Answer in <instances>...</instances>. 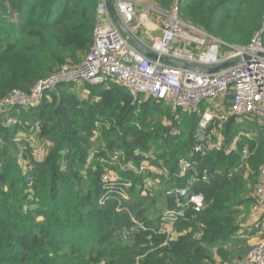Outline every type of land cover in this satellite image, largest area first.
Listing matches in <instances>:
<instances>
[{
	"label": "trees",
	"instance_id": "trees-1",
	"mask_svg": "<svg viewBox=\"0 0 264 264\" xmlns=\"http://www.w3.org/2000/svg\"><path fill=\"white\" fill-rule=\"evenodd\" d=\"M154 2H177L184 20L231 46L248 44L259 31L264 45V0ZM96 5L0 0V100L29 91L65 63L78 64L92 43ZM138 97L111 82L59 83L36 104L0 108V264H227L246 253L233 243L248 233L240 223L264 164V123L248 128L247 117H230L224 146L196 153L198 114L152 97L138 104ZM36 146L43 148L39 158ZM180 158L212 175L192 187L204 193L205 207L188 209L168 237L151 207L160 198L175 206L167 190L188 179L175 175ZM142 161L171 178L127 167ZM145 176L155 181L149 189Z\"/></svg>",
	"mask_w": 264,
	"mask_h": 264
},
{
	"label": "built area",
	"instance_id": "built-area-1",
	"mask_svg": "<svg viewBox=\"0 0 264 264\" xmlns=\"http://www.w3.org/2000/svg\"><path fill=\"white\" fill-rule=\"evenodd\" d=\"M109 1L129 35L124 34L113 20L107 6ZM95 12L92 43L82 60L78 64H64L39 79L29 91L13 90L0 100V108L36 104L46 91L59 83L111 82L125 87L134 97H152L163 102L172 111L181 109L198 114L193 151L201 154L224 146L222 129L230 117L264 119V45L260 31L252 36L248 44L231 46L184 20L177 2L164 9L150 0H97ZM147 14L159 18L162 32L160 37L148 44L136 34ZM134 41L156 57L146 56ZM176 42L182 46H175ZM243 55L248 59L212 73L168 61L173 59L191 66L210 68ZM201 104H204L203 109ZM237 140L238 137H235L227 149H235ZM34 154L39 158L43 148L36 146ZM241 154L243 162L247 163L250 154L247 145L243 146ZM127 167L137 173L150 171L167 180L171 178L168 171L151 166L146 161L140 162L136 168L130 164ZM178 168L176 177L182 179L187 176L188 179L185 185H174L167 190L173 195L175 206L162 213L159 231L168 237L174 236L173 222L188 209L198 212L205 207L204 193L192 191V187L197 182H207L212 175L206 168L197 169L194 161L185 158L178 160ZM109 174L108 177L113 178L114 174ZM142 183L145 189H149L152 179L145 176ZM263 214L264 164L259 169L252 202L242 226L263 225ZM227 264H264V235L251 244L241 258Z\"/></svg>",
	"mask_w": 264,
	"mask_h": 264
},
{
	"label": "rangeland",
	"instance_id": "rangeland-1",
	"mask_svg": "<svg viewBox=\"0 0 264 264\" xmlns=\"http://www.w3.org/2000/svg\"><path fill=\"white\" fill-rule=\"evenodd\" d=\"M155 4H157V3H155ZM157 5H159V4H157ZM159 6H161V5H159ZM162 8H164V9H166V8H168V7H163V6H161ZM206 31V30H205ZM209 34H211L212 36H214V37H216V38H219V39H222V40H224L223 38H222V36L219 34V33H217L216 31H207ZM232 43H235V42H232ZM232 43H230V44H232ZM65 64H69V63H65ZM77 90H78V92H81V94H83L84 96H85V94L87 93V91L85 90V89H83V88H81V87H79V86H77ZM139 99H138V104L141 102V101H143V99H145L146 97H144V96H139L138 97ZM201 108L203 109L204 108V104H201ZM17 112H18V110H17ZM244 120H247V124H248V128H250L251 126H252V124H253V126L254 125H257V124H261V123H264V119L263 118H258V117H252V116H247V118H245ZM238 121L239 122H242L243 121V119L241 120V119H238ZM244 133H246V131H243V130H241L240 131V134H243L244 135ZM250 133H252V132H250ZM20 136L21 137H23V134H20ZM238 139H239V137H238ZM258 174H259V172H258ZM110 175V174H109ZM114 176H115V178H117V174L116 173H114ZM114 176H113V178H114ZM257 177H258V175H257ZM152 179V178H151ZM161 180V179H160ZM153 182H155L154 180H152V184H153ZM159 184H160V182H159ZM164 187V186H163ZM162 187V188H163ZM253 189H254V184H251L250 186H249V196L251 197L252 196V194H253ZM124 195V194H123ZM125 196H126V194H125ZM249 206H250V204L248 205V208H247V210L245 211V213H244V217H246V215L248 214V210H249ZM151 210H156V212H155V215H158L159 213L160 214H162L165 210H167V205H166V203H165V201H164V198L162 199V198H160V199H158V201L151 207ZM244 221H245V219L244 220H242L241 221V225H243V223H244ZM248 234V235H247ZM254 234L253 233H249V231H248V233L246 232V234H244V235H241V234H237L236 235V239H234V243H233V245L234 244H239L240 245V247L241 248H244L245 249V251L248 249V247L251 245V244H253V242L254 241H256L257 239H259V236H253ZM242 236L244 237V238H242ZM237 257L235 256V257H233V259L232 260H230L229 262H231V261H233L234 259H236ZM229 262H227V263H229ZM216 264H220L219 262L218 263H216Z\"/></svg>",
	"mask_w": 264,
	"mask_h": 264
},
{
	"label": "crops",
	"instance_id": "crops-1",
	"mask_svg": "<svg viewBox=\"0 0 264 264\" xmlns=\"http://www.w3.org/2000/svg\"><path fill=\"white\" fill-rule=\"evenodd\" d=\"M144 1H149V0H144ZM150 1L155 3L154 0H150ZM136 34L140 40H142L147 44L150 43L154 38L160 37L162 35V32L159 24V18L154 14H147L143 24L139 25ZM179 45L182 46V44L178 42L175 43V46L178 47ZM262 216L264 217V214ZM243 227L248 229V231H250L251 233H253L254 234L253 236L260 235L259 236L260 238L261 236L264 235V223L261 226H249V227L243 226Z\"/></svg>",
	"mask_w": 264,
	"mask_h": 264
},
{
	"label": "water",
	"instance_id": "water-1",
	"mask_svg": "<svg viewBox=\"0 0 264 264\" xmlns=\"http://www.w3.org/2000/svg\"><path fill=\"white\" fill-rule=\"evenodd\" d=\"M107 6H108V9L110 11V14L113 18V20L115 21V23L117 24V26L119 27V29L124 33V34H127L129 35V33L127 32V30L124 28V26L121 24L119 18H118V15L116 14V11L112 5V3L109 1L107 3ZM134 43L137 45L138 48H140V50L148 57H151V58H154L156 57L155 54L149 52L147 49L145 48H142L139 44H137L135 41ZM262 56H264V54H262ZM248 57L246 55H243L241 56L240 58L236 59V60H233V61H229V62H226V63H223V64H220V65H217L215 67H210V68H205V67H201V66H191V65H188V64H185V63H181L179 61H176V60H173V59H170L168 61L176 64V65H180V66H183V67H189V68H193V69H196V70H199V71H203V72H208V73H212V72H217L219 71L220 69L222 68H225L227 66H231V65H234L236 63H239L241 62L242 60H247Z\"/></svg>",
	"mask_w": 264,
	"mask_h": 264
}]
</instances>
